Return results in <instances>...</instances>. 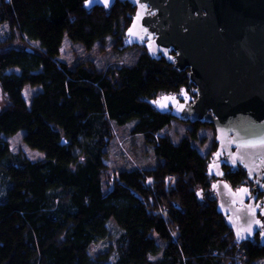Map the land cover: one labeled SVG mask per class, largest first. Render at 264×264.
<instances>
[{"label":"trees","instance_id":"16d2710c","mask_svg":"<svg viewBox=\"0 0 264 264\" xmlns=\"http://www.w3.org/2000/svg\"><path fill=\"white\" fill-rule=\"evenodd\" d=\"M85 2L0 0V21L12 33L0 41V84L9 99L0 110V177L6 182L0 264H252L264 257L260 235L238 243L217 211L211 156L192 143L208 122H190L193 128L178 142L160 134L176 117L149 101L183 89L196 96L190 69L153 58L139 44L125 46L136 12L128 0L92 9ZM17 35L38 47L8 46ZM66 36L87 50L107 38L114 48L141 50L135 62L115 70L85 60L72 67L60 59ZM27 84L42 87L30 106L23 96ZM130 121L158 162L123 168L107 189L112 126ZM21 129L44 159L13 151L8 138ZM226 170L233 187L248 178L243 167ZM111 223L120 231L114 244L92 254V244L111 234Z\"/></svg>","mask_w":264,"mask_h":264},{"label":"water","instance_id":"95a60500","mask_svg":"<svg viewBox=\"0 0 264 264\" xmlns=\"http://www.w3.org/2000/svg\"><path fill=\"white\" fill-rule=\"evenodd\" d=\"M116 0H86L109 8ZM136 7L125 46L190 69L185 89L149 102L182 121L214 124L217 149L208 174L238 243L261 231L264 245V0H128ZM64 143L66 142L63 140ZM224 166L243 167L254 186H231ZM263 192L258 198V191Z\"/></svg>","mask_w":264,"mask_h":264},{"label":"rangeland","instance_id":"374dc122","mask_svg":"<svg viewBox=\"0 0 264 264\" xmlns=\"http://www.w3.org/2000/svg\"><path fill=\"white\" fill-rule=\"evenodd\" d=\"M10 27L8 23H2L0 21V41H6L11 37ZM127 36V35H126ZM61 48V60H65L72 67L84 60L88 63H95L99 68L106 71L115 70L117 66L133 63L137 58L138 52L141 50L138 46L129 47L127 49L114 48V42L111 38H107L105 42H99L94 46L92 50H87L84 46L74 43L66 36L63 40ZM39 43L32 40H24L21 35H17L15 41L8 43V46L21 47L24 49L38 47ZM16 72L20 71V67L13 68ZM42 87L38 85H25L23 96L26 99L27 104L30 106L33 100V96L41 91ZM180 93V92H178ZM9 104V99L5 94L0 84V110L5 109ZM135 122L130 121L125 125L117 126L113 124V135L110 138L107 150V169L104 171L103 182L108 189L113 182V178L123 168L133 167H154L158 158H156L153 148L146 142L143 136L132 133V129ZM193 128V124L190 121L175 118L169 126H166L160 133L170 136L174 142L180 141L183 137L189 133ZM25 130L21 129L16 134L11 135L9 142L12 145V149L16 153H24L31 159H44L46 153L36 148H31L25 143L23 136ZM198 138L192 140L193 145L199 149L204 155L212 156L215 152V143L217 142V134L214 124L208 123L203 125L198 131ZM80 160L83 156L80 154ZM6 182L0 177V198L4 195L6 190ZM111 234L103 237L92 244L90 250L92 254H97L108 250L112 244H114L120 231L117 226L111 223ZM252 264H264V257L258 258Z\"/></svg>","mask_w":264,"mask_h":264},{"label":"flooded vegetation","instance_id":"af4514ba","mask_svg":"<svg viewBox=\"0 0 264 264\" xmlns=\"http://www.w3.org/2000/svg\"><path fill=\"white\" fill-rule=\"evenodd\" d=\"M180 93H181V92H180ZM180 93H179V94H180ZM194 97H195V96H194ZM227 167H228V166H224L225 170L227 169ZM226 171H227V170H226ZM243 183L246 184L247 186L251 187V189H252L253 186H254V183H255V182H254V179H248V178H247ZM243 183H242V184H243ZM242 184H241V185H242ZM262 194H263V192H261V191L259 190V191H258V198L261 197ZM260 233H261V231L259 230V232H258L257 235H260ZM257 235L255 236V238L257 237ZM260 237H261V236H260ZM255 238H254V239H255Z\"/></svg>","mask_w":264,"mask_h":264}]
</instances>
